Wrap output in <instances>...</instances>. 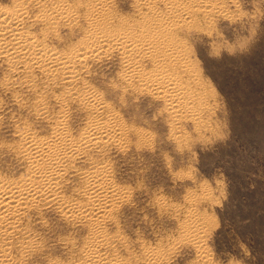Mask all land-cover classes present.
Wrapping results in <instances>:
<instances>
[{
	"label": "rangeland",
	"instance_id": "rangeland-1",
	"mask_svg": "<svg viewBox=\"0 0 264 264\" xmlns=\"http://www.w3.org/2000/svg\"><path fill=\"white\" fill-rule=\"evenodd\" d=\"M0 10L24 11L40 47L0 53V174L29 169L21 131L61 127L81 145L60 198L91 206L92 172L115 191L98 215L32 205L16 264H264V0H0ZM232 40L244 47L209 58V44L215 55ZM37 54L63 67L36 65ZM94 127L107 132L87 141Z\"/></svg>",
	"mask_w": 264,
	"mask_h": 264
},
{
	"label": "bare ground",
	"instance_id": "bare-ground-1",
	"mask_svg": "<svg viewBox=\"0 0 264 264\" xmlns=\"http://www.w3.org/2000/svg\"><path fill=\"white\" fill-rule=\"evenodd\" d=\"M97 4H98V2H97ZM24 5H26V4H24ZM99 6H100V4H99ZM104 10H105V8H104ZM23 12H19V10H17L16 12H7V11H3V10L1 11L0 10V18H1V20H0V53H5L6 54L5 55L6 58H12L13 60H14V58H17V59L18 58H21L22 59V57L23 58L24 57L26 58L29 55H32L35 52V50L37 49V47H39L38 44H37V42H36V40L34 39V36L30 32H28L27 30H25V31L22 30L23 29L22 18H23V14H24ZM69 13H70V11H69ZM99 14H101V13H99ZM88 16H90V14ZM64 22H65V20H64ZM47 24H49V23H47ZM104 41H105V39H104ZM126 43H127V41H126ZM159 44H160V42H159ZM117 45L119 46L120 44L117 43ZM129 46L130 45L125 46V47H129ZM42 52H39V55H41ZM53 52H51V53H53ZM51 53H49V54H51ZM87 53H88V51H87ZM92 57H93V55H92ZM152 57H153V55H152ZM50 59H52V58H50ZM50 59L49 58H46V57H44V58L39 57L38 54H37L35 56V64L36 65H40L41 67H45L47 69H52V68H55L56 69V68H59V67H61V68L63 67V65L61 66V64L59 62H57L56 60H50ZM160 59H161V57H160ZM31 60H33V59H31ZM158 61H159V58H158ZM154 63H156V62H154ZM68 65H70V64H68ZM157 67H158V64H157ZM131 68H133V67H130V69ZM70 73L71 72H69V75H67V74L66 75L71 80V78H73V76H72L73 74L71 75ZM165 75H167V74H165ZM63 78H65V77H63ZM65 79H67V78H65ZM165 80L166 79H164V81ZM175 80H177V79H175ZM140 81H142V80L140 79ZM170 83H168V84H170ZM152 85H154V84H152ZM166 85H167V83H166ZM161 86H163V85H161ZM172 86H170L169 88H171ZM157 89H159V88H157ZM170 93H174V92H171L170 91ZM91 95L94 96L93 94H90V96ZM169 98H171V97L169 96ZM178 98H179V96H178ZM173 102H175V100ZM178 102H180V101H178ZM99 104H101V103H99ZM62 129L63 128H61V127L56 128L55 129V133L54 134L52 133L53 135L51 137H36L35 135L29 134L27 131H21V137L23 139L22 146H21V151H22L21 153L26 158V160L28 162L27 164L29 165L28 166L29 169L26 172V174L24 173L23 176L20 177V178H12V177H9V176L0 174V264H16L17 263L14 259L11 258V248L16 243V234L21 233V230H22L21 223H20L21 217H22V215L24 214V212L27 209H29L32 205L36 204L38 201L42 200V201H45V202H53V203H56V204L59 203L60 204V207L66 213H69V212L75 213V214L79 213V215L87 216L89 214H96V215H98V214L102 213V211H104L108 207V205H109L108 203L109 202H112L111 200L115 196V191L113 190V187H112V189H110V187L107 186V183H106V185H103L102 182L99 183L98 182L99 181V178H98L99 177L98 176L99 174L95 176V175H93L94 173L92 172L91 174L93 176L91 175V179H89V177L87 178L89 180V190L88 191L91 194H93L92 197L90 198V199H92V203L90 204L91 206L81 205V204L73 203V202H68V201H65L63 198H60L59 193L57 192V189H58L57 188V185H58V179L61 176V170H63L62 168H63V166L65 164V161L67 160V157L69 156L70 152L73 149H77L81 145V144L78 145V147L76 148L75 143L73 142V140L67 136L68 133L65 134V132H64L65 130L63 131ZM92 129L93 130L89 132V136L87 138V141L96 140L98 137H101L102 134L106 131V130H102L100 127H98V128L97 127H94ZM19 130H21V128ZM31 131H32V129H31ZM84 139H85V137H84ZM76 152H74V154ZM88 170H90V169H88ZM100 170H102V168ZM106 177H107V175H106ZM105 182H106V180H105ZM90 193H88V194H90ZM111 206H112V204H111ZM111 206H109V207H111ZM99 228H102V227H99ZM19 239H21V238H19ZM25 239H27V238H25ZM97 239H99V238H97ZM104 240H103V242H104ZM93 242H95V241H93ZM32 243L34 244V242H32ZM104 244H106V243H104ZM20 247H22V246H20ZM88 260L90 262L84 261L83 263H80V264H99V263H97L99 260L95 259V255H92V258H90Z\"/></svg>",
	"mask_w": 264,
	"mask_h": 264
},
{
	"label": "clouds",
	"instance_id": "clouds-1",
	"mask_svg": "<svg viewBox=\"0 0 264 264\" xmlns=\"http://www.w3.org/2000/svg\"><path fill=\"white\" fill-rule=\"evenodd\" d=\"M230 43L233 46V49L232 50H230L229 48H222L221 51L220 52H216L215 55H213L212 45L209 44L208 45V48H209L208 56H209V58L210 59L219 60V59L222 58L221 53H227V55L233 56V55H235V49H237V48H243L244 47L242 41L239 44H237L236 40H232Z\"/></svg>",
	"mask_w": 264,
	"mask_h": 264
}]
</instances>
